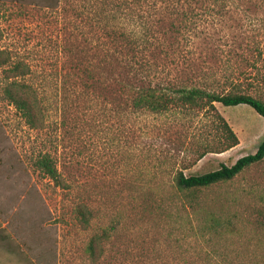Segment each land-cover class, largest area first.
Wrapping results in <instances>:
<instances>
[{
    "label": "rangeland",
    "instance_id": "obj_1",
    "mask_svg": "<svg viewBox=\"0 0 264 264\" xmlns=\"http://www.w3.org/2000/svg\"><path fill=\"white\" fill-rule=\"evenodd\" d=\"M103 1L118 0H0V53L32 66V83L50 98L52 124L42 131L26 124L5 99L11 80L0 67V264H91L90 236L112 225L101 264H264V161L202 195L196 216L221 213L235 222L233 233L192 237V212L170 186L178 170L201 175L255 154L264 118L247 105L216 103L240 143L198 161L204 144L220 146L218 120L199 109L133 111L121 83L232 86L264 101V9L243 13L247 3L231 0L233 11L240 9L221 25L208 18L204 33L157 32L138 69L130 57L113 59L114 46L95 25ZM75 64L93 72L97 89H85L86 76L82 83L71 77L74 93L65 99L54 85ZM46 152L65 187L36 166ZM79 205L93 213L88 229L78 220Z\"/></svg>",
    "mask_w": 264,
    "mask_h": 264
},
{
    "label": "trees",
    "instance_id": "obj_2",
    "mask_svg": "<svg viewBox=\"0 0 264 264\" xmlns=\"http://www.w3.org/2000/svg\"><path fill=\"white\" fill-rule=\"evenodd\" d=\"M230 1L118 0L113 3L103 1L102 6L104 8L95 12L94 22L104 31L105 38H109L108 44L114 46L113 59L116 58L115 60H117V58L122 57L121 55L130 57L134 66L141 69L140 65L144 57L141 58L139 54L143 55L151 48L154 44L152 40L155 39L157 32L163 35H183L184 31L194 29L199 33H204L207 25L203 23L208 21V18H212L216 25H221L220 23L225 17L240 9L237 7V10L233 11V6L229 5ZM234 1L247 3L248 8L242 10L243 13H251L252 9L256 13L264 9V0H232V2ZM197 4L200 6L197 7ZM156 16H160L158 21L153 20ZM122 19L125 20L126 24L120 26L117 23L121 22ZM160 27L165 29L160 32ZM106 51H110V48ZM259 54L261 56V50H259ZM14 58L15 56L9 52L7 54L5 52L0 53V67H8L5 70L8 73V79L11 80L5 88V99L17 110L30 128L37 131L51 128L52 124L49 122L50 98L41 95L39 88L32 83L34 76L32 66L28 62ZM75 65L69 68L67 73L58 75L54 85L55 90H58L57 94L63 96L64 93L65 99H69V96L66 95L74 93L69 89L71 77H76L82 83L83 77L86 76L85 80L90 84L85 83V89L92 91L97 89L98 83L96 81L99 79L95 77L93 72L89 69L82 71L78 67L80 65ZM79 71L80 73L83 72L81 76ZM149 72L143 73L149 75ZM121 83L124 90L127 91L126 95L131 98L130 107L133 111L165 114L173 109L184 112L199 109L211 113L212 117L218 120L219 132L222 137L219 142L220 146L212 147L209 144H204L203 150L197 158L198 161L208 153H224L240 143L233 127L219 113L215 106L216 103L225 107L247 105L264 118V101L247 93H242L232 86L222 90H213L183 84L160 89L159 86H144V84L140 87L133 86L127 80ZM61 104L63 105V99L61 103L57 104L59 110L63 111ZM55 123V126L59 127V121H55ZM262 161H264V140L255 154L240 158L230 167L222 165L215 171L201 175L187 176L183 170H178L174 174L170 186L175 193L174 199H180L184 202L185 209L192 212L189 216L192 237L201 234L203 239H207L224 232L233 233L235 231V222L221 213H210L206 218L196 216L202 202V195L213 186L233 180L244 170ZM36 166L45 177L51 179L57 186L65 187L66 184L62 181L57 162L49 152L40 155L36 161ZM76 213L84 229H88L94 217L91 209L87 205H79L76 208ZM116 228L117 226L112 225L90 236L85 247V254L91 264H101L106 261L107 246Z\"/></svg>",
    "mask_w": 264,
    "mask_h": 264
}]
</instances>
